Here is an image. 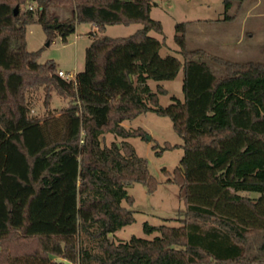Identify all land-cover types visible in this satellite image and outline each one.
<instances>
[{"label":"trees","instance_id":"trees-1","mask_svg":"<svg viewBox=\"0 0 264 264\" xmlns=\"http://www.w3.org/2000/svg\"><path fill=\"white\" fill-rule=\"evenodd\" d=\"M156 1L0 0V264H264V62L190 50L186 23L176 37L184 62L162 58V42L150 37L163 34L149 16ZM35 23L50 43L67 41L80 23L99 30L75 78L28 50ZM133 24L142 29L128 37L104 34ZM180 67L184 100L163 107L167 90L153 92L148 80L173 79ZM41 88L47 103L55 91L72 104L32 115L30 93ZM148 112L169 117L183 140L180 165L163 173L181 188L185 209L174 218L180 226L147 227L160 233L153 240L116 242L110 235L135 222L127 187L153 194L160 184L128 140L146 132L124 126ZM106 134L123 140L103 146Z\"/></svg>","mask_w":264,"mask_h":264},{"label":"rangeland","instance_id":"rangeland-1","mask_svg":"<svg viewBox=\"0 0 264 264\" xmlns=\"http://www.w3.org/2000/svg\"><path fill=\"white\" fill-rule=\"evenodd\" d=\"M240 0H231L233 6L239 5ZM61 18L69 16V11L59 8ZM233 15V11L226 8L225 0H158L150 4V19L158 21L163 28V34L156 31L150 33L151 38H156L162 42L160 50L162 58L172 56L184 62L182 47L177 43L179 34L178 25L186 23L185 44L190 50L200 49L209 55L221 57L237 63L247 61L264 62V38L260 33L255 36L245 38L249 40L252 48L246 49V42H239L242 30V18L239 17L234 25H228V17ZM142 29L139 24L130 26L113 25L107 26L104 34L110 37H128ZM100 34L99 30L89 24L80 23L76 26L75 33L71 34L67 41L61 37L50 43L47 33L39 23L30 25L27 30V48L30 52H39L38 61L45 64L48 61L56 63L58 71H63L68 77L75 76L85 69L86 52L93 41L92 35ZM182 34V32H181ZM244 39V38H243ZM236 49L239 51L236 52ZM245 49V50H243ZM241 50V51H240ZM196 59L206 60V56L201 55ZM218 76L226 75V69L209 60H206ZM185 72L180 67L176 76L169 80H148V85L153 92H157L161 85L167 93L159 95V103L167 107L173 103L174 98L183 101V82ZM143 87L141 84H137ZM48 91L41 88L32 90L30 102L32 115L46 117L57 114L72 104V100L64 99L52 92L50 101L47 103ZM124 126L129 130L142 129L146 132V138L134 137L128 139L137 154L146 159L149 163L151 173L160 182L157 190L153 194H148L146 188L139 183L127 187L128 194L133 197L132 205L124 202V205L134 211L135 222L118 230L110 238L119 241H129L133 237L153 240L160 236L157 231L151 232L147 227H158L161 225L180 226L179 221H175L180 211L185 209L181 188L167 182V177L163 169L173 171L181 163L184 156L182 138L175 132L172 120L169 117H161L154 112L145 113L133 121L125 122ZM35 136V130L29 131ZM149 137L152 140H149ZM123 139L115 134H106L103 137L102 145L110 146L113 142H121ZM167 144L174 146L167 149ZM247 195V194H246ZM256 196V195H254ZM84 244L93 248L94 242L84 237ZM66 264H72L61 258H54Z\"/></svg>","mask_w":264,"mask_h":264},{"label":"crops","instance_id":"crops-1","mask_svg":"<svg viewBox=\"0 0 264 264\" xmlns=\"http://www.w3.org/2000/svg\"><path fill=\"white\" fill-rule=\"evenodd\" d=\"M239 2L240 4L235 6L231 3L228 10L233 11V15L227 18V24L234 25L239 17L242 18V30L238 43L245 41L246 49L249 50L252 46L245 38L252 39L256 33H260L264 38V0H240ZM238 51L236 49V52Z\"/></svg>","mask_w":264,"mask_h":264},{"label":"built area","instance_id":"built-area-1","mask_svg":"<svg viewBox=\"0 0 264 264\" xmlns=\"http://www.w3.org/2000/svg\"><path fill=\"white\" fill-rule=\"evenodd\" d=\"M59 76L65 78V79H68V80L73 79V78L68 77L63 71H59Z\"/></svg>","mask_w":264,"mask_h":264},{"label":"water","instance_id":"water-1","mask_svg":"<svg viewBox=\"0 0 264 264\" xmlns=\"http://www.w3.org/2000/svg\"><path fill=\"white\" fill-rule=\"evenodd\" d=\"M15 14H16V15L18 14V8L15 9ZM149 140H152V138L149 137Z\"/></svg>","mask_w":264,"mask_h":264}]
</instances>
